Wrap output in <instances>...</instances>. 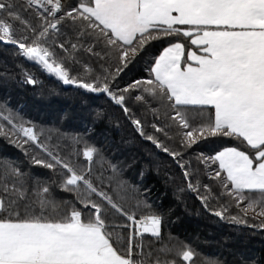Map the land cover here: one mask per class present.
Here are the masks:
<instances>
[{
  "label": "snow or ice",
  "instance_id": "snow-or-ice-1",
  "mask_svg": "<svg viewBox=\"0 0 264 264\" xmlns=\"http://www.w3.org/2000/svg\"><path fill=\"white\" fill-rule=\"evenodd\" d=\"M42 77L90 119L40 122L0 96L20 153L0 154V264H264L243 246L264 234V0H0V88L57 94ZM104 121L131 126L126 143L238 243L206 256L174 234L147 168L133 177L136 157L98 141Z\"/></svg>",
  "mask_w": 264,
  "mask_h": 264
},
{
  "label": "trees",
  "instance_id": "trees-1",
  "mask_svg": "<svg viewBox=\"0 0 264 264\" xmlns=\"http://www.w3.org/2000/svg\"><path fill=\"white\" fill-rule=\"evenodd\" d=\"M42 79L45 81V87H55L57 94L41 97L33 94L30 86L22 89L13 85L10 89L0 88V96L10 92L13 102L24 100L28 116L40 122L53 124L60 122L65 128L77 129L90 119L86 106L81 105L77 93L69 86L61 85L59 81L48 77ZM103 103L97 100L95 106L100 107ZM65 113L67 119H64ZM132 134L131 126L124 122L119 127L107 121L96 124V136L100 143H104L107 139L111 144L118 146L120 152L117 155L122 159L130 160L133 156L136 157L138 162L130 170L133 177L138 178L137 173L147 168L143 182L152 188L153 199L160 197L165 207L173 209L170 228L174 234L192 241L206 256L227 254V249L235 246L241 235L236 231V226L218 222L216 218L205 213L194 195L185 194V199L179 200L174 187L165 182L163 173L158 174L155 168L149 165L152 158L148 150L140 146L139 141L136 145L126 143ZM0 154L10 157L20 156L19 150L7 144L2 138H0ZM244 233L246 241L243 246L256 252L257 255H264V234L253 229H244Z\"/></svg>",
  "mask_w": 264,
  "mask_h": 264
}]
</instances>
